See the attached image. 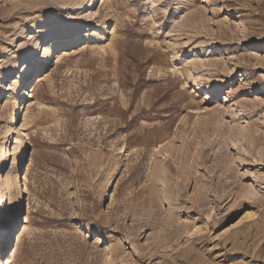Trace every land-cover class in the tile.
Here are the masks:
<instances>
[{
	"label": "rangeland",
	"instance_id": "obj_1",
	"mask_svg": "<svg viewBox=\"0 0 264 264\" xmlns=\"http://www.w3.org/2000/svg\"><path fill=\"white\" fill-rule=\"evenodd\" d=\"M104 1L0 0V224L8 76L53 52L12 134L0 262L264 264V0ZM200 41L216 64L196 70Z\"/></svg>",
	"mask_w": 264,
	"mask_h": 264
},
{
	"label": "bare ground",
	"instance_id": "obj_2",
	"mask_svg": "<svg viewBox=\"0 0 264 264\" xmlns=\"http://www.w3.org/2000/svg\"><path fill=\"white\" fill-rule=\"evenodd\" d=\"M95 1L96 0H91V3H89V2H87V0H70V3L74 4V5H83V8L87 7V9H90V8L94 7ZM107 1L109 2V0H105L104 3L105 2L108 3ZM109 8H110V11L114 10V8L111 10V8H112L111 5ZM114 12H115V10H114ZM231 12H232V10H231ZM109 13H112V12H109ZM103 28H104V26H103ZM98 29H101L100 26H98V28L93 30L92 33H88V34L83 35L82 39L87 38V37L91 38L95 34V32L98 31ZM66 34H70L72 37V35L73 36L79 35V34H81V32H80V29H76L74 31L69 32V31H67V29L63 28V30H60L59 34L56 35L57 36L56 39H62L64 37V35H66ZM191 46H192L191 52H193V54H194V58H193L192 63L194 65V68H196V70L200 67H206L207 68L210 66H214L216 64V62L212 58H210L209 55H207L208 52H210V51L204 42L200 41L197 44L196 43L192 44ZM38 51H39V48H37L36 51L33 52L31 55H29L27 58H25L21 62L17 63L16 67L10 72V75L8 76L9 78L17 77V71L20 72L22 70V73L19 75L17 81H19L20 86L23 85L25 87L23 89L17 91V96L15 94H13V96H11L9 98V102L11 104H13V110L11 113L8 114V118L6 120V129H7L8 137L5 141L6 146L2 152L3 153L2 156L4 158V160H3L4 173L2 174V176L6 175L5 189L7 190L8 195L10 197L9 211L11 212V215H10L9 222L7 224H6V221L4 224H0V229H1L0 233L3 232V235H1V237H0V248L4 247L5 244L8 242V240L11 239L12 230L15 229V225L17 224V221H18L20 213H21L20 209L15 208L13 201H12V195L11 194L14 190L15 185H16V188L19 192L22 190L19 175H18V166L20 163V157L26 151V148L28 145H27L26 135L23 133V130L21 128L17 129V136L16 137H14L12 134H13V131L17 128L16 125H17L18 119L21 116V113L25 112V110H26V107L24 106L25 100H23V99L25 97H28L29 95L30 96L36 95V93H35L36 86H33L34 85V78H39L42 75V73H40V72H42L47 67L46 65H48V64H46V63H49L52 59V56H53L52 49L45 46L44 51H43V62L38 63L34 66V69H32V71H30V73H29V76H32V79L29 82H28V80L25 81V77L23 76V72H25L26 68H32L31 63L34 62L33 57L35 58V53H37ZM41 54H42V52H41ZM200 54H205V55H200ZM202 57H205V59H202ZM26 63H27V65H25ZM196 70L193 71L192 67L188 66L187 73L185 75L186 76L185 80H187L190 83L193 90H196V89L198 90L199 88H202V84H203V82H205L204 78L198 77L195 75V73H193V72H196ZM213 76H215V75H213V73H211L210 77H213ZM212 79H215V78L213 77ZM12 84H13L12 86L14 87L15 82ZM31 91H32V94H31ZM206 98L209 99L208 97H206ZM14 142H15V146H14L13 150L15 151L16 155H15V159L12 162L11 167H10L9 156L11 154H13L11 152V147H12ZM14 176H15V179H17V182L15 184H14ZM20 202L22 205V200ZM8 216H9V214L5 215V211H4L1 214V219H4V218L6 219V218H8ZM2 229H3V231H2ZM20 238H21V234H19L18 240ZM0 264H5V262L2 261V262H0Z\"/></svg>",
	"mask_w": 264,
	"mask_h": 264
}]
</instances>
